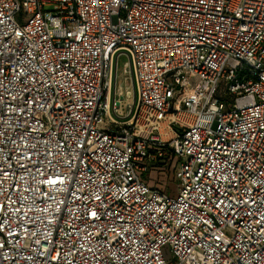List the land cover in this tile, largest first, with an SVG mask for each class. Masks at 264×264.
Instances as JSON below:
<instances>
[{"label": "built area", "instance_id": "built-area-1", "mask_svg": "<svg viewBox=\"0 0 264 264\" xmlns=\"http://www.w3.org/2000/svg\"><path fill=\"white\" fill-rule=\"evenodd\" d=\"M0 264H264V0H0Z\"/></svg>", "mask_w": 264, "mask_h": 264}, {"label": "rangeland", "instance_id": "rangeland-1", "mask_svg": "<svg viewBox=\"0 0 264 264\" xmlns=\"http://www.w3.org/2000/svg\"><path fill=\"white\" fill-rule=\"evenodd\" d=\"M124 69H128V59L127 57L123 56L118 61V73L122 74ZM122 77H119V82L121 81ZM165 176H161L158 182V187L163 188L166 192L170 195H175L178 190V183L173 179V174L171 173L168 175V172H164ZM143 178L147 181L149 175L147 173L144 174ZM154 182V181H153Z\"/></svg>", "mask_w": 264, "mask_h": 264}]
</instances>
